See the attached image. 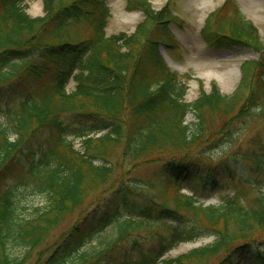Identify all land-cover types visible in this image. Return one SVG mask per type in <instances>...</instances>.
<instances>
[{"label":"trees","instance_id":"1","mask_svg":"<svg viewBox=\"0 0 264 264\" xmlns=\"http://www.w3.org/2000/svg\"><path fill=\"white\" fill-rule=\"evenodd\" d=\"M25 1L0 0V86L8 84L0 89V264H27L67 216L75 222L31 264H264V136L251 135L220 162L210 153L231 145L239 119L244 128L248 116L264 118V55L249 62L229 95L211 84L189 103L185 83L152 60L157 41L144 22L166 20L167 7L128 0L147 19L129 34L106 35L105 0H45L47 15L38 17L26 13ZM216 10L212 41L241 40L264 52L257 27L233 0ZM29 77L43 82L21 91ZM212 112L222 120L212 149L191 152ZM193 159L223 167L224 187L214 167L203 173L201 190L218 188L217 203L180 192L197 171ZM151 177L173 184V197L148 196L152 206L114 205L126 195H147ZM34 195L45 204L26 217L23 199ZM107 228L99 246H88ZM207 234L211 242L162 259L180 242Z\"/></svg>","mask_w":264,"mask_h":264},{"label":"rangeland","instance_id":"2","mask_svg":"<svg viewBox=\"0 0 264 264\" xmlns=\"http://www.w3.org/2000/svg\"><path fill=\"white\" fill-rule=\"evenodd\" d=\"M110 9L111 16L109 17L105 32L107 35L124 31L126 34L134 31V29L143 23L147 16L143 14L142 10H138L131 7L128 0H105ZM152 7L159 9L167 4V9L172 12V20L165 22H157L150 20L144 22L147 26L146 30L151 32L152 40H156V47L151 49L153 59L157 60L161 66H165L170 72L177 75V79L183 81L186 85V92L184 94V101L191 103L199 95L201 89L209 90L210 85L215 84L219 90L226 95H229L242 83V76L250 64L249 62L261 59L264 55L263 51L252 47L250 43H246L241 40H233L226 45H218L216 42H211L214 38L212 35L211 25L209 24L212 19L213 11L222 3L223 0H149ZM26 13L33 17L47 15L45 10V0H26ZM233 3L237 5L246 18L254 23L258 29L260 38L264 42V0H233ZM232 6V4H231ZM210 17V18H209ZM150 36V35H148ZM221 35L217 36L220 39ZM160 40V41H159ZM163 40V41H161ZM164 42V43H161ZM245 44V45H244ZM146 45L142 43V48ZM233 69V73L229 74ZM77 71V70H76ZM74 71V72H76ZM210 73V74H207ZM226 74L227 77L224 81L220 79L219 75ZM47 75H50L47 73ZM24 75H19L18 79L22 80ZM28 77V76H25ZM49 80V76L45 78ZM38 78L29 77L22 83V87L18 85V88L23 90L34 88L40 84ZM7 83V82H5ZM74 81L69 80L66 85L68 90L72 89ZM7 85H1L0 89H5ZM2 93V92H1ZM1 97V94H0ZM186 122L190 125L193 123V114L187 113L185 116ZM205 120L208 122V130L202 135L203 137L195 144H192L191 152L197 153L199 151L211 150L209 140L215 136L216 129L221 124V118L214 112L209 113ZM247 122L244 128H240L237 121L235 135L232 138V143L227 149L222 150L219 147H214L211 150V156L220 162L221 158L225 160L226 157L231 155L234 148L241 146V144L247 143V138L255 133H261L264 136V118L258 115H251L247 117ZM240 128V129H239ZM263 128V129H262ZM211 130L212 133H209ZM238 138L241 140L238 142ZM74 146L78 148L79 139L74 140ZM194 156V155H192ZM199 159V158H198ZM198 162L197 171H191L194 175H188L185 177L181 193L193 194L195 198L208 203H216L218 201L219 191L218 188H211L209 185L205 190H201L203 182V173H207L210 167H214L213 172H218L220 179L219 187L227 186L219 171H223L221 164L213 165L209 161L193 159ZM224 172V171H223ZM225 173V172H224ZM227 190H230L228 187ZM145 194H130L126 195L120 201L114 202V205L119 208H127L129 205L135 206H148L151 196L154 200H163L164 197L168 199L174 190V185L158 177H151L145 184ZM173 197V196H171ZM25 203V209L22 210V215L34 216L36 207H43L45 199L42 195L29 196L23 199ZM74 221V216H67L64 224L58 226L53 230L52 237L47 239L43 244L38 246L32 251V256L29 258L27 264L34 262L39 250L42 249L46 243H50L54 237L65 231L68 226ZM149 225L153 229H163L166 224L160 222H149ZM109 228V227H108ZM108 228L94 238L89 245L92 247L96 242L98 245L104 239ZM213 240L212 235L201 236L195 241L180 242L175 247L171 248L165 258L175 257L178 254L187 252L188 250L197 247L201 244L209 243ZM13 255L20 256L22 249L20 247H14L11 249ZM116 261H111L109 264H114ZM162 264V263H158ZM205 264V263H204ZM207 264H214L210 261ZM246 264V263H241Z\"/></svg>","mask_w":264,"mask_h":264},{"label":"bare ground","instance_id":"3","mask_svg":"<svg viewBox=\"0 0 264 264\" xmlns=\"http://www.w3.org/2000/svg\"><path fill=\"white\" fill-rule=\"evenodd\" d=\"M233 72H234L233 69H231L230 72H228V73H229V74H230V73L232 74ZM207 74H210V73H207ZM225 75H226V74L219 75V76H220V79H221L222 81H224V80L227 78V77H225Z\"/></svg>","mask_w":264,"mask_h":264}]
</instances>
